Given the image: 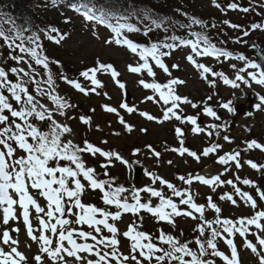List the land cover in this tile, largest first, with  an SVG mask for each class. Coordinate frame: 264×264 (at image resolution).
I'll use <instances>...</instances> for the list:
<instances>
[{"label": "snow or ice", "instance_id": "1", "mask_svg": "<svg viewBox=\"0 0 264 264\" xmlns=\"http://www.w3.org/2000/svg\"><path fill=\"white\" fill-rule=\"evenodd\" d=\"M51 2L57 4V0ZM210 3L222 15L239 11L260 17L259 21L247 26L229 19L221 22L240 32L239 36L231 38L232 43L259 49L258 44H249L246 38L257 30L264 32V0H248L247 5L240 0H227L223 6L218 0H210ZM68 7L82 17L85 27L92 26L90 31L95 39H101L97 30L103 27L110 33L103 39L104 45L126 48L136 58L126 70L139 77L138 85L151 90L141 103L150 101L159 105L162 115L157 117L139 110L127 100L118 107L102 104V110L115 114L125 133H132L134 125L126 121L121 110L129 115L137 113L157 124L175 120L179 122L174 128L179 147L165 145L163 152H172L182 158L186 155L197 163L202 158L214 156L220 168L204 174L177 173L174 183L158 171L143 167L140 160L129 161L118 150L102 148L86 137L82 142H75V130L70 121L78 119L92 131L93 116L70 114L78 105L61 92V83L85 97L103 95L110 100L111 96L104 91L106 84L98 74L110 75L123 94L126 83L119 79L121 72L112 63L97 58L92 66L72 77L61 61L47 55L44 46V40L60 45L70 33L52 25L32 27L30 24L19 25L11 19L0 20V226H3L0 264H33V261L34 264H242L237 237L242 241L243 249L256 258L257 264H264V185L239 175L247 166L264 177V163L245 158L253 150L264 153V143L252 138L223 151L221 140L229 145L235 143L230 135L235 122L219 114L224 110L235 117L234 105L238 99L235 91H240L241 98H245L246 88L257 98L255 111H264V94L253 89V85L264 88V51H259V58L255 59L228 49L224 46L227 40L216 42L209 34V30L218 26L215 18L209 22L189 16L181 9L176 11L187 18V23L177 25L148 9L141 11L130 7L122 10L99 0H72ZM63 22L69 24L71 19L65 18ZM170 26L172 34L158 40L150 38V33L155 30L163 29L168 33ZM193 26H198L201 31H194ZM176 28L186 30V34H176ZM134 33L149 38L148 42L134 41L130 38ZM182 48L190 49L185 59L209 88L216 89L219 81L233 90L230 99L221 98L213 106L210 102L216 93L200 102L179 94L178 87L186 81L173 76L172 70H178L179 64L169 65L166 61ZM3 49H7V54ZM201 58H212L219 63L239 61L242 66L230 63L233 72L230 77L225 71L205 64ZM157 69L169 77L166 82L157 80ZM184 106L198 111L186 114ZM89 111L94 113L96 110ZM201 115L210 118L211 122L201 123ZM251 116L253 111L246 117ZM183 125H190L193 135L204 134L208 138L207 146L201 152L185 146L187 133ZM95 131H102L98 124ZM140 131L146 133L147 129ZM245 131L251 132V129L245 126ZM111 135L119 137L122 133L113 131ZM100 143L107 145L108 140L103 139ZM144 151L157 161L158 168L162 151L152 144H145L143 149L133 148L131 155L137 157ZM86 156L101 158L98 167L90 164ZM116 163L129 172L140 165L149 183L137 186L135 182L127 185L118 182V177L109 171ZM166 163L171 166L173 160ZM197 183L210 190L203 198L204 202H198L201 194L194 190ZM224 188L230 190L220 191L217 195L218 190ZM89 189L101 194L103 207L83 202L82 197ZM224 203L236 208L242 204L250 214L224 216ZM209 211L213 213L211 218L207 215ZM125 215L133 219L122 231L119 223ZM146 216L173 231L167 232L163 227H157L154 232L145 230ZM177 218L193 222L188 238L183 229L176 233ZM10 223L17 226L9 228ZM20 223L27 238L37 245L38 253L32 261L20 250ZM124 241H127V253L122 250ZM221 245L227 251L222 250Z\"/></svg>", "mask_w": 264, "mask_h": 264}, {"label": "rangeland", "instance_id": "2", "mask_svg": "<svg viewBox=\"0 0 264 264\" xmlns=\"http://www.w3.org/2000/svg\"><path fill=\"white\" fill-rule=\"evenodd\" d=\"M117 4V0H112ZM122 5L130 7H135L141 11L145 9L155 10V14L166 21H173L175 24H180L181 18L183 15L181 12H177V9H181V7L177 6L174 2L176 0H121ZM159 1V2H158ZM186 2H192V0H185ZM72 0H65L66 4H70ZM149 2L153 3V7L149 5ZM197 5L200 7L193 5L198 9V11L205 15L207 21L211 22L213 18L217 23V28L214 30H209V34L216 39V41L220 40H227L228 43L224 45L230 50H233L236 53L243 52L250 57V50L244 48L243 44H235L232 43L231 38L239 36L240 33L238 30H232L227 28L226 26L222 25V21L224 19H229L233 23L242 25L245 23L250 22L249 16H253L255 21H259L261 18L255 16L252 13L249 14H241L239 11H228L227 15H222L219 10L211 6L210 0H196ZM118 5V4H117ZM141 5L146 6L147 8H142ZM165 5V9L159 10L157 6ZM182 10V9H181ZM162 11L164 14L162 15ZM183 12V11H182ZM56 13V14H55ZM65 14L63 17L62 14ZM50 17L54 18L57 17L58 20L63 22L64 18H70L71 23L63 24L61 28L62 31L70 33V37L65 39L60 45L52 43L50 41L45 40L44 46L49 57L55 58L62 62L65 71L72 77L78 75V73L94 64V61L99 58L101 61L105 63H112L120 72H121V79L122 82L126 83V89L130 92V101L128 102L130 105L138 106L139 110L148 111L150 114L156 115L157 117L161 116L162 113L160 111V106L154 104L150 101H146L141 103L143 98L147 95L151 94V90H145L142 86L138 85L137 81L139 77L136 74H130L127 72V65L133 63L136 58L130 54L126 48L117 47L115 45L106 46L103 43V39L107 38L110 33L107 29L102 27L98 28V34L101 39H95L90 31L92 26L85 27L83 19L80 15L76 16L77 19L74 18V14L71 10H67L62 7V9L54 10V13L50 11ZM241 15H244L241 16ZM251 16V17H252ZM256 18V19H255ZM245 19V20H244ZM2 20V19H0ZM72 20L74 22H72ZM6 26V25H5ZM71 26V27H70ZM69 28V29H68ZM194 31H201L198 26H193ZM164 30H155L150 33V38L152 40L163 39L164 37ZM177 33L183 32V29L176 30ZM186 34V30H184ZM224 33H227L225 36ZM134 35L132 38L133 40L136 38L137 40H142L144 43L148 42L149 38L142 36V34L134 33L130 34ZM256 35L262 36L260 42H256L264 45V32L255 31L250 34L249 37L246 39L248 41H252L251 37ZM135 39V40H136ZM134 40V41H135ZM254 42V41H252ZM5 52V51H4ZM190 52L188 48H182L177 50L173 53L172 57L168 59L166 62L171 65L172 63L179 64L178 70H172L174 77H179L186 81V83L182 86L178 87V92L181 95H187L195 102H200L204 100L208 95L216 93L212 102H217L219 99L223 97V100L227 101V97L230 99L233 95V90L228 87L224 86L219 81L217 82V88L211 89L208 85L200 79L199 74L197 71L187 63L185 57ZM52 53V54H50ZM201 61L209 66H213L216 70H223L227 75L230 77L233 76V72L230 68V63H237L238 66H242L241 62L239 61H225L223 63H219L212 58H201ZM55 71V68H54ZM98 78L105 82L106 88L104 91H107L111 96V99H106L103 95L96 96L91 94L85 97L83 94L75 91L70 86L61 83L60 90L63 94H66L71 97L72 101L78 105V108L71 112V115L79 116L81 114L85 115H92L93 116V130L89 131L87 126L82 125L79 120L70 121L71 126L75 130V136L73 137L75 142H82L83 138H87L90 141L95 142L102 148L106 149H115L120 151L129 161L132 160H140L141 164L147 165L148 169L156 170L158 173L165 178L172 180L174 183L176 182L174 177L177 173L179 174H187L188 172L195 173L204 167H211L213 170H217L220 168L219 165L215 163V157L210 156L209 158H202L200 163H197L192 158H189L185 155V157H179L177 154L172 152H163V147L167 145L168 147H179V142L175 136L174 128L179 126V122L172 120L171 122H165L164 124H157L155 122H149L146 119L140 117L137 113L134 114H127L121 110V114L125 116L126 121L134 125V131L132 133H125L123 131L122 126L117 122V117L115 114H108L105 113L102 108L100 107L102 104H110L111 106H116L123 102L124 100V93L122 94L121 90L112 82L110 79V75L108 74H98ZM157 80L159 82H166L169 77L166 74L162 73V71L157 69ZM146 79L150 80L151 78ZM87 83V82H85ZM253 89L256 92H260L264 94V88H260L256 85H253ZM252 90L245 89L246 93H251ZM222 95V96H221ZM235 96L238 98L235 101V105L242 103L245 98L242 97V93L238 90L235 91ZM246 97V95H245ZM253 104V116L251 117H243L239 115H235V117L230 116L226 111L220 110V115L226 119L234 120L235 126L232 127L230 135L234 137L235 143L234 144H227L223 140L220 141L224 145L223 151H229L238 145H241L242 138L245 134V126L251 129L250 139L255 138L259 142L264 143V111H255ZM234 105V106H235ZM186 114H196V111L191 109L190 106H184ZM95 108L94 113H90V109ZM202 123H209L211 122L210 118L201 115ZM98 124L102 131H95V125ZM110 125V126H109ZM187 135L185 137V146L189 147L192 150L197 151L198 153L202 151L203 147L207 146V137L204 134L193 135L191 133V126L190 125H183L182 126ZM141 128H146L147 132H141ZM113 131H121L122 135L117 137L111 135ZM103 139L108 140V144L104 145L101 144L100 141ZM145 144H152L157 150L162 151V158L159 162V167H156L157 161L154 158H150V154L146 151L142 152L141 155L137 157H133L131 155L132 149L139 147L141 149L144 148ZM222 154V153H221ZM245 158L253 159L256 162L263 163L264 153H261L259 150H253L246 155ZM85 159L89 161L90 164L96 165L98 167L99 163L101 162V158L97 157L96 159H92L91 157L86 156ZM173 160V165L169 166L166 161ZM187 161V162H185ZM99 170V169H98ZM110 173L118 177V182L125 183L126 185L132 182L131 174L126 168L116 163L115 167L111 168ZM235 171V170H234ZM141 175L144 174V171L140 173ZM239 175L241 177H249L251 179L257 180L258 183L264 185V177H260L254 170L245 166L240 172ZM145 182L149 183L148 180H144ZM194 190H198L201 194L198 202H204V197L207 194H210V190L206 186L196 187L194 186ZM227 188L218 190L217 195L220 191H227ZM100 193L98 191L93 192L90 189L86 190L85 194L82 197L83 202L85 203H94L97 206L103 207L102 201L100 200ZM42 204L44 203L43 200L40 201ZM157 201H154L156 203ZM223 207V215L224 216H240L242 214L248 215L250 214V210L244 207L242 204L239 208L233 207L228 203H224ZM207 215L211 218L213 213L209 211ZM133 219L130 215H125L122 218V221L119 223L120 229L123 231L125 230L128 223L131 222ZM177 228L176 233L183 229L185 232V238H188V231L193 225V222L190 219L185 218H177L176 220ZM17 224L10 223L9 228L15 227ZM21 228V232L19 234L20 240V250L25 252L29 260L33 259L34 255L38 253L37 245L32 243L26 236V232L24 230V226L22 223L18 225ZM157 227H163L165 231L172 232L173 230L167 225H157L154 223L151 217H147L145 219V230L148 231H155ZM3 231V226H0V232ZM15 235V234H13ZM239 237L236 239V243L240 246V258L242 264H257L256 258L252 255L249 250L243 249L242 243L238 241ZM31 244L29 248L28 245ZM223 250L227 251L226 247L222 245ZM122 250L127 253V241H124L122 244ZM34 262V261H33Z\"/></svg>", "mask_w": 264, "mask_h": 264}, {"label": "trees", "instance_id": "3", "mask_svg": "<svg viewBox=\"0 0 264 264\" xmlns=\"http://www.w3.org/2000/svg\"><path fill=\"white\" fill-rule=\"evenodd\" d=\"M3 2L9 4L12 8V12L18 16L17 22L19 25L30 24L29 20H31L34 22L36 26L39 27H45L48 25L61 27L60 20L54 18L46 19L44 17L49 12V9L44 7V4L46 2L45 0H4ZM99 2L101 3L107 2L109 6L119 8L122 10L128 8V6L119 4L117 1L116 2L118 5L115 4V2L112 0H99ZM174 3L177 4V6L179 7L183 5L182 8L187 7L186 5H188L189 7L191 6V2H186L185 0H176ZM164 6L165 5L157 6V9L161 11L165 9ZM186 10L187 9H183V11ZM153 12L155 13L156 11L153 10ZM161 13L163 15L164 11H162Z\"/></svg>", "mask_w": 264, "mask_h": 264}, {"label": "water", "instance_id": "4", "mask_svg": "<svg viewBox=\"0 0 264 264\" xmlns=\"http://www.w3.org/2000/svg\"><path fill=\"white\" fill-rule=\"evenodd\" d=\"M257 53H258V51L257 50H255V53H254V56L256 57V59H258L259 57H258V55H257ZM140 166L139 165H137L135 168H134V172H137V170H138V168H139Z\"/></svg>", "mask_w": 264, "mask_h": 264}, {"label": "bare ground", "instance_id": "5", "mask_svg": "<svg viewBox=\"0 0 264 264\" xmlns=\"http://www.w3.org/2000/svg\"><path fill=\"white\" fill-rule=\"evenodd\" d=\"M260 35H256V36H254L255 38H258ZM217 42V41H216Z\"/></svg>", "mask_w": 264, "mask_h": 264}]
</instances>
